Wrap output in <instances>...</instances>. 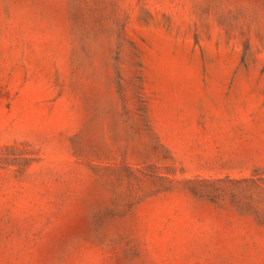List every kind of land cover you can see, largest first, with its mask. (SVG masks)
<instances>
[{
    "label": "rangeland",
    "instance_id": "obj_1",
    "mask_svg": "<svg viewBox=\"0 0 264 264\" xmlns=\"http://www.w3.org/2000/svg\"><path fill=\"white\" fill-rule=\"evenodd\" d=\"M0 264H264V0H0Z\"/></svg>",
    "mask_w": 264,
    "mask_h": 264
}]
</instances>
